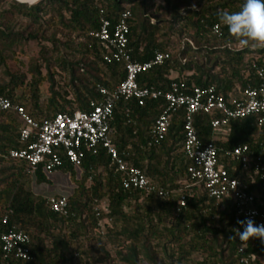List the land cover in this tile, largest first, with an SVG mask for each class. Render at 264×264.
Segmentation results:
<instances>
[{
	"label": "trees",
	"instance_id": "16d2710c",
	"mask_svg": "<svg viewBox=\"0 0 264 264\" xmlns=\"http://www.w3.org/2000/svg\"><path fill=\"white\" fill-rule=\"evenodd\" d=\"M5 3L8 7L3 8ZM242 4L243 0H39L34 4L0 0V65L6 66L9 79L0 85V95L23 105L39 121L60 112L89 111L91 102L101 99L99 84L113 90L126 77L125 64L107 62L104 47L91 34L101 26V10L113 24L121 12L129 10L132 59L145 62L157 52L172 56L141 73V87L167 91L172 81L179 80L188 86L215 85L230 99L247 87L258 86V69L264 68V48L241 45L218 19L219 12L239 11ZM19 16L28 22L16 30L13 23ZM216 24L222 28L220 36L212 33ZM54 27L58 32L47 36ZM43 40L52 45L42 44ZM30 42L41 45L35 61L23 72L13 70L9 57L26 56ZM164 103L158 99L139 105L136 100L121 99L111 120V137L119 153L154 185L181 190L186 206L181 205L177 192L160 197L125 189L123 172L99 147L96 152L86 151L80 166L65 162L55 170L69 174L75 184L72 193L55 195L68 198V217L53 212L47 196L36 195L30 188L33 179L38 184L52 183V172L40 167L28 175L24 161L5 157L10 149L25 144L20 140L22 124L16 113L0 109V224L8 213L9 224L4 229L17 226L27 232L34 256L26 261L0 252V264H90L92 260L108 264L112 258L106 243L116 248L122 264H264V243L259 239L245 245L239 238L230 239L232 229L240 227L237 221L244 219L235 203L218 201L203 183L191 178L182 113L175 116L159 145H149ZM211 120L203 113L196 116L199 138L223 149L220 155L231 174L260 195L256 175L228 158L225 150L248 144L260 155L264 127L255 116L231 120L230 133L221 140ZM102 200L109 204L103 217L112 220L105 235L98 230L95 212Z\"/></svg>",
	"mask_w": 264,
	"mask_h": 264
},
{
	"label": "built area",
	"instance_id": "2783aa9c",
	"mask_svg": "<svg viewBox=\"0 0 264 264\" xmlns=\"http://www.w3.org/2000/svg\"><path fill=\"white\" fill-rule=\"evenodd\" d=\"M101 26L93 32L104 47V58L107 62H122L126 67L125 79L113 90L102 85L97 89L101 95L99 102L92 101L89 111H77L73 114L60 112L52 118L36 120L26 108L0 95V109L14 111L22 126L20 140L22 148H12L6 158L24 161L28 175L35 174L40 167L46 172H53L65 162L80 166L86 151L96 152L104 148L123 172V186L146 195L157 193L160 197H168L171 193L180 194V203L186 206V195L181 190L168 191L154 185L138 167L130 164L119 153L111 137V120L115 107L121 99L136 100L144 105L148 100H164V108L156 119L151 132L149 145H159L168 135L175 116L183 115L184 151L191 160L188 172L197 183H203L209 194L218 201L231 199L244 219L251 217L256 224H264V141L261 143V154L257 155L248 144L234 146L225 150L228 158L237 161L248 172L258 178L260 195L251 190L245 180L233 176L223 162L219 148L215 142L203 143L195 127L196 116L200 113L212 117L211 125L216 137L226 140L231 120L255 116L258 124L264 127V68L258 69L260 84L247 87L239 95L227 99L215 85L188 86L185 81L174 80L167 91L154 87H141L138 77L141 73L163 64L172 56L170 52H157L150 60L139 62L132 59L129 46L130 19L129 10L120 13L115 24L101 10ZM212 33L222 35V28L216 24ZM237 169V168H234ZM255 182V177L252 178ZM49 208L64 217L70 215L69 201L66 196H47ZM9 212H12L11 210ZM99 220L98 230L105 235L110 218L103 217L109 212L107 200H102L95 207ZM9 224V214H5L0 224V252L6 256L32 261L31 237L22 229L13 226L5 230ZM243 247L240 252L243 253ZM242 261L248 262L243 256Z\"/></svg>",
	"mask_w": 264,
	"mask_h": 264
},
{
	"label": "clouds",
	"instance_id": "9594fccd",
	"mask_svg": "<svg viewBox=\"0 0 264 264\" xmlns=\"http://www.w3.org/2000/svg\"><path fill=\"white\" fill-rule=\"evenodd\" d=\"M218 19L241 45L264 48V0H243L239 11H221ZM237 224L240 227L232 229L234 235L230 239L239 238L241 245L250 239L264 243V224H256L251 217L238 220Z\"/></svg>",
	"mask_w": 264,
	"mask_h": 264
},
{
	"label": "rangeland",
	"instance_id": "374dc122",
	"mask_svg": "<svg viewBox=\"0 0 264 264\" xmlns=\"http://www.w3.org/2000/svg\"><path fill=\"white\" fill-rule=\"evenodd\" d=\"M157 2L163 3V0H157ZM2 7L6 8L8 7V5L5 3L2 5ZM26 22H28L27 18L19 16L17 19H15L13 25L16 28V30H18V29H22L24 25L27 24ZM54 32H58V29H56L55 27L50 28L46 34L47 36H50ZM41 43L46 44L47 46L52 45L51 41H46V40H43ZM40 46L41 45L35 42H30L27 49L28 53L26 56L19 53L17 55L11 54V56L9 57V63L11 65V68L15 71H20V72L27 70V68L29 67V62L35 61V58L38 56L40 51ZM21 61L22 63H20ZM5 70H6V66L3 64L0 65V85L8 82L9 80ZM43 72H45V68L43 69ZM46 90H47V85L44 87V91ZM50 178L52 179V183L50 184H38L33 179L30 185L31 190L36 195L41 194V195L49 196V195H68L72 193V191L75 188L74 181L67 173L61 171H54L50 174ZM84 245L87 246L88 244L85 242ZM106 245H107L106 249L109 251L112 258V260L108 262V264H122V262L118 259L116 255V248L108 243H106ZM77 257L78 255H76V258ZM90 264H102V263L92 260Z\"/></svg>",
	"mask_w": 264,
	"mask_h": 264
},
{
	"label": "bare ground",
	"instance_id": "6f19581e",
	"mask_svg": "<svg viewBox=\"0 0 264 264\" xmlns=\"http://www.w3.org/2000/svg\"><path fill=\"white\" fill-rule=\"evenodd\" d=\"M19 1H22V2H26V3H36L37 1L39 0H19Z\"/></svg>",
	"mask_w": 264,
	"mask_h": 264
}]
</instances>
